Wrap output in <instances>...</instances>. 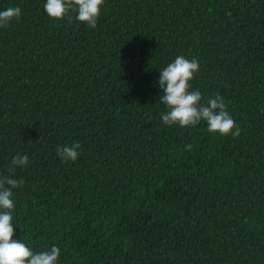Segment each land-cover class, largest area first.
I'll return each instance as SVG.
<instances>
[{"label": "trees", "instance_id": "16d2710c", "mask_svg": "<svg viewBox=\"0 0 264 264\" xmlns=\"http://www.w3.org/2000/svg\"><path fill=\"white\" fill-rule=\"evenodd\" d=\"M45 3L0 0L22 12L0 27V179L24 181L13 239L58 247L57 264H264V0H104L95 28ZM177 56L238 137L164 125Z\"/></svg>", "mask_w": 264, "mask_h": 264}, {"label": "clouds", "instance_id": "9594fccd", "mask_svg": "<svg viewBox=\"0 0 264 264\" xmlns=\"http://www.w3.org/2000/svg\"><path fill=\"white\" fill-rule=\"evenodd\" d=\"M104 0H46L43 5L50 18L63 19L69 11L76 13L75 19L95 28L100 15V6ZM22 15L19 7H9L0 11V27H6ZM71 23L72 17H68ZM199 71V62L184 56H177L173 62L160 70L159 87L163 92L159 102L167 107L162 114L164 125L180 127L196 126L201 121L207 123L209 132H218L221 135L231 134L238 137L241 129L236 125L227 111L223 97L217 94L201 103L202 94L199 90H190V81ZM191 150V145H186ZM81 145L73 142L71 145L57 147V155L63 161H76ZM29 162L27 155L17 154L11 161L13 166L23 168ZM7 185V187H6ZM24 185L23 179H14L5 176L0 179V264H57L60 249L52 246L50 250L35 253L21 240L13 239L14 227L12 211L15 204L12 199V190Z\"/></svg>", "mask_w": 264, "mask_h": 264}]
</instances>
